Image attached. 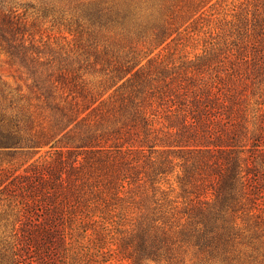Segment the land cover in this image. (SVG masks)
I'll return each instance as SVG.
<instances>
[{
  "label": "trees",
  "instance_id": "1",
  "mask_svg": "<svg viewBox=\"0 0 264 264\" xmlns=\"http://www.w3.org/2000/svg\"><path fill=\"white\" fill-rule=\"evenodd\" d=\"M63 2L0 0V264H264V0Z\"/></svg>",
  "mask_w": 264,
  "mask_h": 264
},
{
  "label": "rangeland",
  "instance_id": "2",
  "mask_svg": "<svg viewBox=\"0 0 264 264\" xmlns=\"http://www.w3.org/2000/svg\"><path fill=\"white\" fill-rule=\"evenodd\" d=\"M16 3H25V2H30V3H34L37 4L38 0H35V2H33V0H13ZM64 0H58V8L61 7L62 5H64L65 3L63 2ZM254 0H223L222 5L219 6L218 8L222 9L224 8V11L226 12H233V11H239L241 10H247L250 9L252 7L251 3ZM233 8V10H232ZM23 9L22 7H20V10ZM32 8H28V12L31 11ZM58 15H59V11H58ZM231 16L227 15L226 18H229ZM43 27L44 35H48L50 36V40L54 41V42H58V44L64 43V39H68L70 38V36L68 35V33L64 32L63 27L58 24H52V21L46 20ZM182 28V27H181ZM188 30V29H187ZM185 33V31H183L181 33V35H183ZM186 36V35H184ZM47 36H45L46 38ZM202 37V34H200V38ZM179 42V43H178ZM180 42H183L186 45L180 44ZM201 43H202V39H200L199 43H198V47H201ZM192 45H194V43L192 42V39L190 37H182L181 39H176L175 41L170 42L169 46L165 49L164 53L168 54L170 52L175 51V54L173 57H176L179 52L178 49L179 48H184L185 50L188 51H192ZM161 47V46H160ZM177 47V48H176ZM176 48V49H175ZM159 48L155 49L154 52L152 54H154L155 52L158 51ZM200 49H194V51H199ZM6 55L3 52H0V79L1 80H5L7 82H13V78L10 75L11 69L10 66L7 62H6ZM120 261H116L115 264H119Z\"/></svg>",
  "mask_w": 264,
  "mask_h": 264
},
{
  "label": "clouds",
  "instance_id": "3",
  "mask_svg": "<svg viewBox=\"0 0 264 264\" xmlns=\"http://www.w3.org/2000/svg\"><path fill=\"white\" fill-rule=\"evenodd\" d=\"M33 2H35V0H33ZM143 14H145V13H138V15H143Z\"/></svg>",
  "mask_w": 264,
  "mask_h": 264
}]
</instances>
